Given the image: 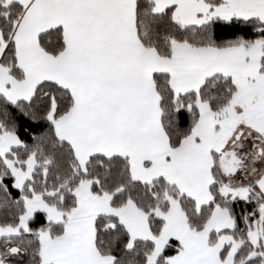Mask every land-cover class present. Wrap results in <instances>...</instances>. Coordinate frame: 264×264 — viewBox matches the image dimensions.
Returning a JSON list of instances; mask_svg holds the SVG:
<instances>
[{"label":"snow or ice","instance_id":"snow-or-ice-1","mask_svg":"<svg viewBox=\"0 0 264 264\" xmlns=\"http://www.w3.org/2000/svg\"><path fill=\"white\" fill-rule=\"evenodd\" d=\"M0 264H264V0H0Z\"/></svg>","mask_w":264,"mask_h":264}]
</instances>
